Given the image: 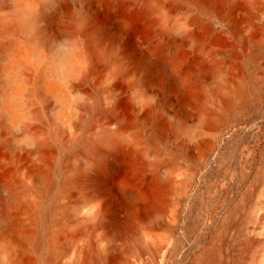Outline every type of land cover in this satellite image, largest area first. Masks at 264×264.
Segmentation results:
<instances>
[{
  "label": "bare ground",
  "instance_id": "bare-ground-1",
  "mask_svg": "<svg viewBox=\"0 0 264 264\" xmlns=\"http://www.w3.org/2000/svg\"><path fill=\"white\" fill-rule=\"evenodd\" d=\"M17 2L0 0V50L16 49L17 13L31 9L28 43L65 81L35 79L33 114L75 116L70 132L45 121L48 132L22 154L23 176L18 163L0 167V264H30L27 243L38 264L224 263L219 242L231 220L204 247L211 225L195 205L207 175L226 176L231 165L224 153L211 158L229 116L264 88V0ZM200 127L212 141L198 138ZM256 191L264 198V179L245 198ZM257 200L239 224L250 238L226 264H264Z\"/></svg>",
  "mask_w": 264,
  "mask_h": 264
},
{
  "label": "rangeland",
  "instance_id": "rangeland-1",
  "mask_svg": "<svg viewBox=\"0 0 264 264\" xmlns=\"http://www.w3.org/2000/svg\"><path fill=\"white\" fill-rule=\"evenodd\" d=\"M15 1H18L17 4L23 2L37 3V0H10L12 4ZM25 8H20L21 12L17 13L19 15L17 18L22 19V23H19L15 17L16 5L12 8L14 18L19 23L18 33L14 37L17 43L16 49L0 50V144H4L1 147L2 154H0L1 159L4 160H1L0 167L3 165V167L12 168V165L16 166L18 163V167L22 169L20 170V172L22 171L21 176L25 174L24 172L27 171L30 163L29 158H23L22 154L33 147L35 140L41 139L48 132L45 121L51 117L70 132V122L75 116V110H71V108H58L50 114V117L45 112L39 117L33 114L34 110L41 106L37 95H35V89H33L35 79L41 76L46 81L64 82L63 85H65V81L59 71L56 74V70L50 66L52 59L47 57L49 55L28 43L32 35V27L27 21V16L31 12L28 10L31 9ZM235 47L236 57L242 58L243 53L246 52V47L244 44H239V42H236ZM20 63L23 65H20ZM24 67L26 70H24ZM238 72L240 75L247 74L243 67ZM62 83H60L61 87L63 86ZM46 85L44 86L45 89L48 88L49 90V85ZM261 90L262 93L258 94L259 97L256 96L245 108L232 113L233 115H230L232 117L229 116V127L224 131L223 137L218 139L219 142L216 141L211 158L215 160L224 153L227 156V161L229 160L228 164L231 165L224 173L226 176L216 171L207 175L206 184L202 189L204 195L195 205V210L205 214L211 225L207 231V241L203 244L204 247L209 244L211 235L221 228L224 219L229 217L231 220V224L227 231L223 233L219 242L225 258V262L223 261L222 264H226V261H234L241 255L242 246L250 238V229L247 228L242 232L239 230V224L257 199L264 201V198H260L261 196L257 194V191L252 195V198L251 196L245 198L247 191L252 188L255 180L258 178L264 179V88ZM205 128H196L195 131L199 139L207 142L214 138V133ZM244 131L262 133L257 136L249 134L244 137L240 133ZM4 146L5 149H3ZM168 149L176 152V147L173 144H168ZM17 155L19 156V159L17 158L19 162L14 161V156L17 157ZM182 161L186 166L192 164V160L189 159H183ZM19 216L23 221L28 222L29 217L27 215L22 213ZM25 253L27 259L29 258V262L31 261L30 264H38L36 253L31 247H28V243L25 246ZM192 257L186 264H197L196 256Z\"/></svg>",
  "mask_w": 264,
  "mask_h": 264
}]
</instances>
